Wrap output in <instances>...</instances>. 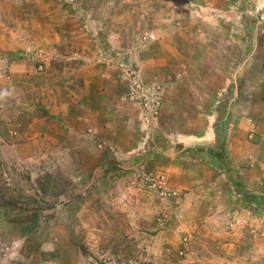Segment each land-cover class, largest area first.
<instances>
[{
    "label": "rangeland",
    "instance_id": "1",
    "mask_svg": "<svg viewBox=\"0 0 264 264\" xmlns=\"http://www.w3.org/2000/svg\"><path fill=\"white\" fill-rule=\"evenodd\" d=\"M6 2L11 31L37 18L26 40L70 58L52 72L27 49L16 62L31 77L0 95V264H195L198 214L224 215L213 228L243 231L247 261L264 264V0ZM98 68L106 93L88 94ZM241 98L249 183L224 160ZM210 116L218 149L170 138L200 135ZM182 160L213 174L177 190L167 176Z\"/></svg>",
    "mask_w": 264,
    "mask_h": 264
},
{
    "label": "crops",
    "instance_id": "2",
    "mask_svg": "<svg viewBox=\"0 0 264 264\" xmlns=\"http://www.w3.org/2000/svg\"><path fill=\"white\" fill-rule=\"evenodd\" d=\"M7 5L6 0H0V79H2V73L9 72L13 81L16 82V85L11 86L10 82H6L3 84V87L0 89V95L8 94L13 92L19 85L20 80H24L27 77H31V73L34 71L32 65L29 62L24 60L20 62H16L18 56H20L27 49H33V46L38 48L37 50L42 51L47 55L48 62L47 68L48 70L53 72V59L54 61L60 63H67L69 61V55L66 53L58 52V47L55 48L53 42H49V44H44L40 42L39 44H31L26 40L27 34H29V27L35 26L38 23V19H22V27L17 30V32L11 31L9 26L6 23V18L4 16L3 8ZM49 22V23H48ZM50 20H46L44 25H50ZM61 46H65L66 49L70 48L73 50V43L66 40L61 43ZM59 48V49H60ZM57 50V52L55 51ZM74 54L76 51H72ZM56 55L54 56L53 54ZM59 66V67H60ZM75 67V66H74ZM76 68V67H75ZM80 69V67H78ZM96 79L92 78L89 82L86 83V93H98L105 94L106 92L102 91L105 87V82L103 78L100 81V77L102 76V70L96 69L91 70ZM13 87V88H12ZM107 91V90H106ZM230 92H235V89H230ZM232 104V103H231ZM251 102L248 99H238L233 103L231 108V120L229 128V136L225 142V161L229 162V168L232 175H237L242 178L245 183L251 182L249 178V172L241 169L243 159L242 151L243 149L241 145L246 141L249 133L253 132L252 129V121L246 117L247 110L249 109V105ZM63 116L69 117L68 113H63ZM99 117L103 118V115ZM215 121L214 117H209V122H207V127H205L203 133L200 135L189 134V133H179L173 134L170 138L175 143H193L195 146H206L210 147L213 150L219 148L217 134L214 129H212L211 125ZM102 130L103 127H101ZM256 133V131H255ZM255 138H258L255 134H253ZM236 150V151H235ZM235 151V152H234ZM195 164L190 163L186 164L184 160L179 161L178 165H175L170 169L168 173L169 184L176 188L177 190H186L192 189L201 179V174L203 176H210L213 174L207 165H203L201 161L194 160ZM192 166L195 169L188 168V166ZM235 175V176H236ZM236 176V178H237ZM213 198L207 199L206 201H210ZM204 199L197 201V203L202 204ZM215 201H220L215 199ZM111 205L115 206L117 203V199H111ZM199 223H196L195 230L193 235H191L190 240V248L194 250L196 254L195 264H252L248 262V254L247 252H243L240 248L242 242L240 239H235L243 236V231L237 229H219L215 230L213 228V217H220L217 221L224 220V215H216V214H198ZM136 233V231H130V235ZM168 233V232H167ZM172 236V235H171ZM176 246H171L173 250ZM152 252V249L149 248V252ZM253 259H258V255L253 256ZM183 264V262H182Z\"/></svg>",
    "mask_w": 264,
    "mask_h": 264
},
{
    "label": "trees",
    "instance_id": "3",
    "mask_svg": "<svg viewBox=\"0 0 264 264\" xmlns=\"http://www.w3.org/2000/svg\"><path fill=\"white\" fill-rule=\"evenodd\" d=\"M208 153H209V154H212V153L210 152V150L208 151ZM235 175H236V174H235ZM236 176H237V175H236ZM237 179H239V177H238V176H237Z\"/></svg>",
    "mask_w": 264,
    "mask_h": 264
}]
</instances>
